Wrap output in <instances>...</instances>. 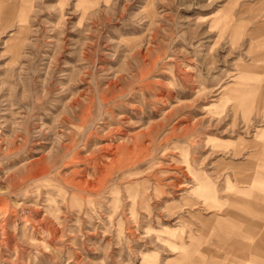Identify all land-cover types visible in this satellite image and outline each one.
Segmentation results:
<instances>
[{"label":"rangeland","instance_id":"374dc122","mask_svg":"<svg viewBox=\"0 0 264 264\" xmlns=\"http://www.w3.org/2000/svg\"><path fill=\"white\" fill-rule=\"evenodd\" d=\"M14 2L0 264H264V0Z\"/></svg>","mask_w":264,"mask_h":264},{"label":"crops","instance_id":"0c3cea01","mask_svg":"<svg viewBox=\"0 0 264 264\" xmlns=\"http://www.w3.org/2000/svg\"><path fill=\"white\" fill-rule=\"evenodd\" d=\"M16 2H14L13 3V5H11V10H9V11H7V12H4V14H2V16L0 17V23L2 22V25L3 26H6L7 24H9L12 20H13V18L17 15V17L18 16H20L19 14L22 12V11H24L26 8L24 7V5L19 9V11L17 10V11H15V9L14 8H16ZM6 4H4V5H2L3 7L5 6ZM2 6H1V3H0V8H2ZM14 6V7H13ZM251 177H253V175H251V176H248L247 175V177H244V179H242L244 182H242L243 184L244 183H248V182H250V178ZM237 215H239V214H237ZM245 216V215H244ZM244 216H242V215H239V217H241V218H245ZM241 240V239H240ZM238 244V243H237ZM239 245V249H242L243 248V246H244V244L241 242V244H238ZM241 245V246H240ZM252 253V252H251ZM250 254V253H249ZM252 254H250L249 255V257H248V259L247 260H249V261H251L252 260ZM241 260H242V258H241ZM240 260V261H241Z\"/></svg>","mask_w":264,"mask_h":264},{"label":"bare ground","instance_id":"6f19581e","mask_svg":"<svg viewBox=\"0 0 264 264\" xmlns=\"http://www.w3.org/2000/svg\"><path fill=\"white\" fill-rule=\"evenodd\" d=\"M263 148V147H262ZM256 153V152H255ZM258 155V154H257ZM261 155V154H260ZM259 176V175H258ZM244 216V215H243ZM245 217V216H244Z\"/></svg>","mask_w":264,"mask_h":264}]
</instances>
